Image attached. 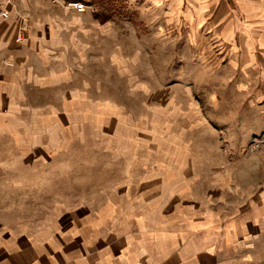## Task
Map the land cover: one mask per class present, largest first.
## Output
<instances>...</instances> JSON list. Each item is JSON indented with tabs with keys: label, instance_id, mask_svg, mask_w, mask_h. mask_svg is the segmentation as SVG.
<instances>
[{
	"label": "rangeland",
	"instance_id": "1",
	"mask_svg": "<svg viewBox=\"0 0 264 264\" xmlns=\"http://www.w3.org/2000/svg\"><path fill=\"white\" fill-rule=\"evenodd\" d=\"M50 1L85 28L77 117L0 121V223L50 240L160 221L240 238L257 221L256 245L221 264H264V0Z\"/></svg>",
	"mask_w": 264,
	"mask_h": 264
},
{
	"label": "crops",
	"instance_id": "2",
	"mask_svg": "<svg viewBox=\"0 0 264 264\" xmlns=\"http://www.w3.org/2000/svg\"><path fill=\"white\" fill-rule=\"evenodd\" d=\"M7 12L0 18V121L25 118L18 126L25 133L31 117L38 119L39 133L59 124L64 129L78 111V38L85 33L78 12L50 0H13ZM94 16L92 28L104 21L107 27L106 15ZM210 226L200 223L191 232L188 222H135L121 236L86 226L65 237L54 227L48 240L45 225L16 236L0 223V264H221L236 261L239 240L242 247L259 240L257 221L241 224L250 231L240 238L225 222Z\"/></svg>",
	"mask_w": 264,
	"mask_h": 264
},
{
	"label": "built area",
	"instance_id": "3",
	"mask_svg": "<svg viewBox=\"0 0 264 264\" xmlns=\"http://www.w3.org/2000/svg\"><path fill=\"white\" fill-rule=\"evenodd\" d=\"M12 1L13 0H0V18L7 19L8 17L7 7L10 5ZM70 6L73 9L81 8V5H79L78 3H72L70 4Z\"/></svg>",
	"mask_w": 264,
	"mask_h": 264
}]
</instances>
